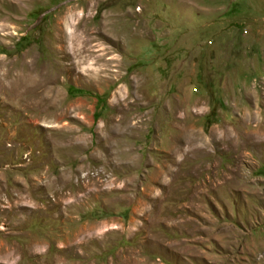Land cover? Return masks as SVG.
<instances>
[{
    "label": "rangeland",
    "instance_id": "1",
    "mask_svg": "<svg viewBox=\"0 0 264 264\" xmlns=\"http://www.w3.org/2000/svg\"><path fill=\"white\" fill-rule=\"evenodd\" d=\"M0 264H264V0H0Z\"/></svg>",
    "mask_w": 264,
    "mask_h": 264
}]
</instances>
